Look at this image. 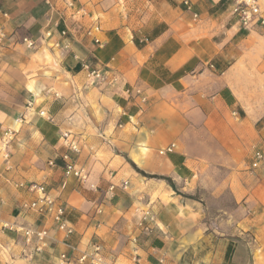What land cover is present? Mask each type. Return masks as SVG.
Returning <instances> with one entry per match:
<instances>
[{"label":"crops","instance_id":"obj_1","mask_svg":"<svg viewBox=\"0 0 264 264\" xmlns=\"http://www.w3.org/2000/svg\"><path fill=\"white\" fill-rule=\"evenodd\" d=\"M232 6L0 0V135L14 131L0 158V264H63L62 253L78 264L94 243L96 264H264V25L242 28ZM66 153L86 180L65 176ZM30 181L66 204L70 236L24 207ZM147 206L149 234L133 211ZM44 224L40 251L5 227Z\"/></svg>","mask_w":264,"mask_h":264},{"label":"built area","instance_id":"obj_2","mask_svg":"<svg viewBox=\"0 0 264 264\" xmlns=\"http://www.w3.org/2000/svg\"><path fill=\"white\" fill-rule=\"evenodd\" d=\"M187 7L189 3L184 2ZM231 12L237 17V22L242 28H251L258 24L264 25V16L260 8L258 0H233V6ZM6 15V13H3ZM99 25L96 24L93 26V30H98ZM92 28L87 30V34L91 33ZM7 36L3 28L0 27V50L6 46ZM22 41L26 44L27 47L32 48L34 46V40L29 37H23ZM95 41L98 39L95 38ZM88 67V66H87ZM105 74L103 71L97 68L88 70V79L91 84L99 85L104 81ZM42 113V112H40ZM264 123V119H262ZM14 137V131L7 129L0 135V158L3 162H8L11 154V143ZM62 144L67 148L78 151L77 143L74 138L71 136L70 132L65 131L61 133ZM174 144L171 143L165 148L166 151H172ZM160 153L163 150L159 151ZM63 158L65 164L63 166L65 176H74L77 179L84 181L87 179V172L81 166H77L75 162L69 159L68 154H64ZM254 164L264 160V151L262 149H257L254 151ZM126 182H123L122 187L126 186ZM21 186L27 187L28 190H31L36 193V196L30 200L28 203L24 204V207L27 209L39 214L47 222H52L55 224L57 230L61 231L65 237L70 236L74 232L73 226L69 223L66 218V204L60 200L58 196L52 195L44 186V184L30 181L27 183H20ZM114 185L109 186V190H113ZM134 213L137 214V228L145 233L149 234L157 226L156 215L150 207H135L133 209ZM97 212H101L100 209ZM8 229H15L17 232H20L23 236L24 243L34 244V250L40 251L46 244V238L48 237V227L42 226H30V227H19L14 228L13 226H5ZM129 242L133 244V252L131 254V259L134 263L139 262L140 256L137 253V244L138 238L133 235L129 237ZM93 253L89 254L83 253L78 259V264H83L87 257H89V264H96L99 261L98 252L101 249V245L94 243ZM59 259L63 264H74L73 261L68 257L66 253H62L59 256ZM159 261H163V258L160 257Z\"/></svg>","mask_w":264,"mask_h":264},{"label":"rangeland","instance_id":"obj_3","mask_svg":"<svg viewBox=\"0 0 264 264\" xmlns=\"http://www.w3.org/2000/svg\"><path fill=\"white\" fill-rule=\"evenodd\" d=\"M262 119H264V118H262ZM262 119H261V120H262Z\"/></svg>","mask_w":264,"mask_h":264}]
</instances>
